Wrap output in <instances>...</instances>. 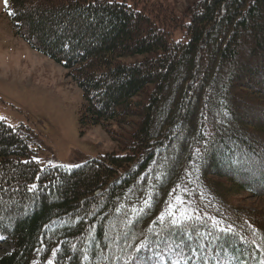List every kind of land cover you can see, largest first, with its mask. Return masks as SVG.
<instances>
[{"label":"trees","instance_id":"1","mask_svg":"<svg viewBox=\"0 0 264 264\" xmlns=\"http://www.w3.org/2000/svg\"><path fill=\"white\" fill-rule=\"evenodd\" d=\"M7 10L82 90V129L131 130L123 153L41 168L40 135L0 121V264H264V208L231 200L264 196V0Z\"/></svg>","mask_w":264,"mask_h":264},{"label":"rangeland","instance_id":"2","mask_svg":"<svg viewBox=\"0 0 264 264\" xmlns=\"http://www.w3.org/2000/svg\"><path fill=\"white\" fill-rule=\"evenodd\" d=\"M196 0H139L141 4H162L181 15ZM133 3L134 0H127ZM141 6V5H140ZM181 32L176 33V38ZM83 92L68 76L65 67L33 50L15 34L6 0H0V121L16 127L29 125L40 135L37 161L73 165L109 152L123 153L130 126L112 122L82 129L79 110ZM234 204L251 209L264 208V196H235ZM11 245L0 247V255Z\"/></svg>","mask_w":264,"mask_h":264},{"label":"snow or ice","instance_id":"3","mask_svg":"<svg viewBox=\"0 0 264 264\" xmlns=\"http://www.w3.org/2000/svg\"><path fill=\"white\" fill-rule=\"evenodd\" d=\"M6 2H7V0H6ZM137 259H143L142 257H138Z\"/></svg>","mask_w":264,"mask_h":264}]
</instances>
